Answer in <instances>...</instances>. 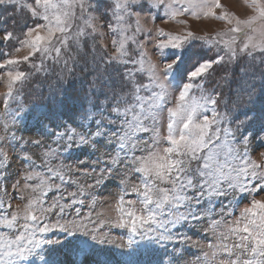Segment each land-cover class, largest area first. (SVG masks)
I'll use <instances>...</instances> for the list:
<instances>
[{"label": "snow or ice", "instance_id": "snow-or-ice-1", "mask_svg": "<svg viewBox=\"0 0 264 264\" xmlns=\"http://www.w3.org/2000/svg\"><path fill=\"white\" fill-rule=\"evenodd\" d=\"M243 5L0 0L19 27L0 30V264H113L98 225L125 233L115 264H264V0Z\"/></svg>", "mask_w": 264, "mask_h": 264}, {"label": "rangeland", "instance_id": "rangeland-1", "mask_svg": "<svg viewBox=\"0 0 264 264\" xmlns=\"http://www.w3.org/2000/svg\"><path fill=\"white\" fill-rule=\"evenodd\" d=\"M221 3L223 5H225V7L229 11L236 12L237 15L243 16L247 12V9L243 5V0H221ZM12 12H13V9L11 6H0V30L6 28L8 30L19 31L18 26L16 29L13 28V18L11 15ZM185 19H189V26H190L192 31L197 33V35H203L205 33L212 34L218 30H222L226 26L224 21L215 20V19H211V18H209V19H203L202 18L200 20H194V19H191L189 17H185ZM146 23H147L148 27L153 26L151 22H146ZM155 23L158 24L160 27L164 28L166 31L178 32L184 28L183 25L177 24L173 21H165L164 19H157ZM0 35H3L2 31H0ZM7 43H13V42H7ZM0 49H2L4 51L10 50L9 48L5 47L4 45H0ZM149 51L150 52L152 51L150 45H149ZM23 54H24V52L22 51L20 53V55H23ZM153 58L154 59L156 58L154 53H153ZM190 64H191V60L186 59L185 65H182L181 67L184 68ZM223 74H224L223 69L217 70V72L215 73V80H219V78ZM44 79L45 78L43 76L38 74L36 77L33 78V80L29 84L25 85L24 91L22 93V101H21L24 104L25 108L31 107L33 102H39V98H38L37 92H36L37 88L44 90V95L45 96L47 95L45 85L43 83H41V81H43ZM215 80L210 81L209 84L207 85V87H209V88L213 87L215 84ZM50 82H54V78H53V81H50ZM221 84H223V81H221ZM221 91H222V93H227L228 88L223 87L221 89ZM4 92H6V85L3 82H0V93H4ZM2 99H3V97L0 96V101H2ZM0 110H2V104H0ZM20 134L25 135V136L32 135V133H20ZM20 166H21L20 161H16L13 164L12 171L14 172L15 169L17 167H20ZM115 191H117L116 186L114 184H109L107 191H105L103 193V195L101 196V199L107 201V203L102 204V205H98V207H97V211H103L104 212V216L101 217L102 219L115 216L114 211H112V209L110 207L111 204L113 203V200L111 198V194ZM15 202L20 203L19 200H16ZM245 203H247V201H245ZM242 206L243 205H241V207ZM84 211H87V209H84ZM98 229H99V232L108 234L110 239L116 241V244L101 245V247L111 250L113 264H115V261H117V260H126L127 257L122 256L121 253L130 251V250L117 247L121 237H125V239H126L124 231L123 230H116L114 228H110L107 225H98ZM200 231H201V227L197 226L195 233H193V232L188 233V235L191 237V241H196V242H199L200 244H207L208 241L204 239V236L202 234H199ZM187 246L189 248H191L192 253H193L192 255H189L188 259L189 260H195L196 255L200 254V250L197 249L195 247V245L192 244L191 242ZM168 248H169V251H171L172 246L169 245ZM161 254L163 255V253H161ZM165 261H167V257H165Z\"/></svg>", "mask_w": 264, "mask_h": 264}]
</instances>
